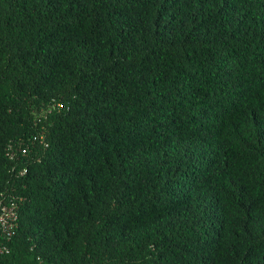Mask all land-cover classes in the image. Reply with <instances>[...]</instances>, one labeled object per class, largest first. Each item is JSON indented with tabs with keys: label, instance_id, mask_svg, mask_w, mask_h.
Returning <instances> with one entry per match:
<instances>
[{
	"label": "trees",
	"instance_id": "1",
	"mask_svg": "<svg viewBox=\"0 0 264 264\" xmlns=\"http://www.w3.org/2000/svg\"><path fill=\"white\" fill-rule=\"evenodd\" d=\"M0 264H264V0H0Z\"/></svg>",
	"mask_w": 264,
	"mask_h": 264
},
{
	"label": "built area",
	"instance_id": "2",
	"mask_svg": "<svg viewBox=\"0 0 264 264\" xmlns=\"http://www.w3.org/2000/svg\"><path fill=\"white\" fill-rule=\"evenodd\" d=\"M8 214H13V213L11 212V213H8Z\"/></svg>",
	"mask_w": 264,
	"mask_h": 264
}]
</instances>
